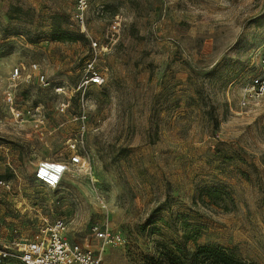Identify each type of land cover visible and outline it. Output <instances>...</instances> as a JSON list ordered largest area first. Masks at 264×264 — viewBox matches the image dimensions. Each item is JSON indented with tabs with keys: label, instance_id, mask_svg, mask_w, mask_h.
<instances>
[{
	"label": "rangeland",
	"instance_id": "rangeland-1",
	"mask_svg": "<svg viewBox=\"0 0 264 264\" xmlns=\"http://www.w3.org/2000/svg\"><path fill=\"white\" fill-rule=\"evenodd\" d=\"M75 12L74 0H0V250L61 219L101 264L185 262L206 245L264 264V101L238 105L264 0H89ZM89 66L101 86L85 85ZM75 139L81 163L60 187L35 180ZM105 223L104 242L90 228Z\"/></svg>",
	"mask_w": 264,
	"mask_h": 264
},
{
	"label": "built area",
	"instance_id": "built-area-1",
	"mask_svg": "<svg viewBox=\"0 0 264 264\" xmlns=\"http://www.w3.org/2000/svg\"><path fill=\"white\" fill-rule=\"evenodd\" d=\"M75 18L83 19L89 4V0H74ZM17 74V70L15 72ZM103 77L89 66V75L85 81L87 86H101ZM264 101V44L258 51L256 57L255 73L241 87L238 98L240 108H258ZM85 115L81 116L78 124V133L85 131L86 125L83 121ZM81 139V138H80ZM82 140L75 139L70 145L72 150L68 162L42 160L38 163L33 177L48 189L55 190L60 187L64 176L68 173L70 165L77 166L81 163V157L77 152V143ZM64 223L61 219L49 224L42 220V228L28 242H13L16 249L12 254L0 250V263L5 259L14 258L16 264H101V254L82 249L76 244L70 243L64 236ZM96 239L109 241L113 238L111 230L106 225L94 224L90 228Z\"/></svg>",
	"mask_w": 264,
	"mask_h": 264
},
{
	"label": "trees",
	"instance_id": "trees-1",
	"mask_svg": "<svg viewBox=\"0 0 264 264\" xmlns=\"http://www.w3.org/2000/svg\"><path fill=\"white\" fill-rule=\"evenodd\" d=\"M167 264H256L243 262L222 247L197 246L184 262L179 256H171Z\"/></svg>",
	"mask_w": 264,
	"mask_h": 264
}]
</instances>
